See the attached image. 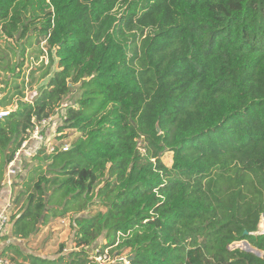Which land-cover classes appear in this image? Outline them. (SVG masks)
I'll return each mask as SVG.
<instances>
[{"label": "trees", "instance_id": "1", "mask_svg": "<svg viewBox=\"0 0 264 264\" xmlns=\"http://www.w3.org/2000/svg\"><path fill=\"white\" fill-rule=\"evenodd\" d=\"M0 34L49 59L33 99L34 72L0 96V110L15 105L0 118V196L35 125L81 88L58 127L78 137L36 154L6 229L29 239L70 213L77 250L50 259L8 243L2 256L96 264L89 248L105 237L106 264H264V0H0ZM139 141L155 160L134 178ZM95 196L105 211L78 215ZM243 240L261 254L231 247Z\"/></svg>", "mask_w": 264, "mask_h": 264}, {"label": "rangeland", "instance_id": "2", "mask_svg": "<svg viewBox=\"0 0 264 264\" xmlns=\"http://www.w3.org/2000/svg\"><path fill=\"white\" fill-rule=\"evenodd\" d=\"M132 36H129V39ZM24 42V39L15 38V39H9L0 34V96L5 95L9 89H11L12 84L17 83L18 85L23 86V81L30 82L31 80V73L34 72V82L32 84V87H28L26 89V98L25 99H33L39 87L46 85L48 81L47 78H39L42 71L44 70V67L48 64V56L45 53L44 55L40 53L39 46L37 43H33L31 47H27L26 50L23 52V55L21 54L22 44ZM45 42L42 41L40 43L41 48L44 47V51L46 52V46ZM18 61L22 62V66H15ZM42 62L45 66H42ZM42 66V67H41ZM15 68L12 70L11 68ZM53 70L56 69V65L53 66ZM52 70V71H53ZM19 75V77L17 76ZM15 81V82H14ZM81 93L80 85H74L72 88L71 93L67 95L65 100L63 101V104L56 110V114L53 115L54 119L48 124L43 134L45 135V138H47L50 141H53L54 143H59L63 145V147H68V149L71 147L72 142L78 137L79 132L77 130L72 129H66L63 132H59L58 127L61 125L64 114L66 112V107L69 105H72L76 103L79 94ZM15 108L14 106H8L6 109H1V111H8L10 112ZM63 135H65L63 137ZM140 153L137 160V167L133 171L134 178H137L140 173V167L147 166L151 161H154L155 159H150L148 155L144 153V145L140 141ZM34 144V143H33ZM36 148L39 146L38 143H35L34 145ZM46 148V147H45ZM45 148H42V152L40 153V156L50 155L45 150ZM44 149V150H43ZM39 150V151H40ZM34 153V152H33ZM24 154V153H23ZM37 154V153H36ZM36 154L32 156H26L23 155L22 159L19 161L18 165V176L15 185L12 186V196L15 200L21 192H23L25 189L21 183L27 178L29 170L32 169V167L38 165L40 162V158H35ZM162 161L169 167H171L173 163V153L171 151H166L161 156ZM50 159L47 158L46 160L42 161V165L44 166V169H47L49 167ZM8 169V166H7ZM17 171V170H16ZM37 179V178H36ZM18 183V184H17ZM104 184V181L101 182L99 186L95 188V192L98 191L99 187ZM8 189L4 187L3 193H7ZM19 207L14 208L12 211V214L18 211ZM100 211H105V206L101 204L99 197L95 196L93 200L90 202L89 208L78 215L90 214L94 215L97 214ZM72 214H67L66 217H56L52 218L50 222L44 227L41 228L40 232L32 236L29 239H19L18 246L23 249L26 253H33L35 255H39L41 257L54 259L60 256L61 249L62 254L69 255L72 251L77 250L75 247V231L77 228L76 223L74 222ZM10 229V226L9 228ZM264 231V216H262L260 224H259V233H262ZM10 230L6 231V233L1 237L0 239V245L1 248H4L8 243L14 240L10 235ZM8 234V236H7ZM9 237V238H6ZM11 240V241H10ZM106 243V238L101 237L94 245H92L91 248H89L90 255H93L95 251V248L98 246H102V244ZM100 246V247H101ZM232 247H243L242 243L233 244ZM97 249V248H96ZM117 255V251L115 250L112 254V258H115ZM125 257L126 263H129L128 257L129 255V249L125 250L122 254ZM106 262H98L96 264H105Z\"/></svg>", "mask_w": 264, "mask_h": 264}, {"label": "built area", "instance_id": "3", "mask_svg": "<svg viewBox=\"0 0 264 264\" xmlns=\"http://www.w3.org/2000/svg\"><path fill=\"white\" fill-rule=\"evenodd\" d=\"M8 111H1L0 112V118L7 115ZM53 120V116L47 117L41 121H39L34 129L31 132V136L26 138V140L23 142L21 148L15 153V156L13 160L7 165L8 169L6 172L5 179L3 181V184L10 188L12 191V186L14 185V179L16 175L19 172L18 166L20 163L19 161L22 159V156L26 154V156H32L39 152L40 149L43 147L48 152V154H52L57 152L58 150H68V147H63L61 144L54 143L53 141L48 140L45 138V135L43 134L44 128L48 126V124ZM34 143V144H33ZM35 143H38L39 146L36 148L34 145ZM140 141L138 142V145H140ZM140 148V146H139ZM34 152V153H33ZM24 153V154H23ZM144 153L146 154V150L144 149ZM17 170V171H16ZM12 192L10 193V196L8 198V201L6 204L2 207L0 210V239L5 234V231L7 227L10 225L11 221V215L12 211L15 206V201L12 196ZM237 244V243H234ZM232 247V245H231ZM234 248V247H232ZM1 245H0V264H16L15 262L11 261L9 258L4 257L1 255ZM96 252H94L93 257L96 259L97 262H112L114 258L109 253V249H105L103 253L100 252V249H95ZM125 261V257H123ZM126 262V261H125ZM105 263V264H106Z\"/></svg>", "mask_w": 264, "mask_h": 264}, {"label": "crops", "instance_id": "4", "mask_svg": "<svg viewBox=\"0 0 264 264\" xmlns=\"http://www.w3.org/2000/svg\"><path fill=\"white\" fill-rule=\"evenodd\" d=\"M8 189L7 193H2V195L0 196V210L2 209V207L6 204V202L8 201V198L10 196V193L12 192L10 190V188L6 187ZM13 193V192H12ZM15 208V206H14ZM10 226V225H9ZM14 240H10L11 242H13V244L18 245L19 239L12 237ZM3 249V248H2Z\"/></svg>", "mask_w": 264, "mask_h": 264}, {"label": "water", "instance_id": "5", "mask_svg": "<svg viewBox=\"0 0 264 264\" xmlns=\"http://www.w3.org/2000/svg\"><path fill=\"white\" fill-rule=\"evenodd\" d=\"M158 130H160L159 127H158ZM248 233H249L248 231H245V234H248ZM262 233H264V231ZM241 243H242L243 248L247 250H251L257 254H261V252L258 249L254 248L253 246H251L247 240H243ZM132 258H133L132 256L128 257L129 260H131Z\"/></svg>", "mask_w": 264, "mask_h": 264}]
</instances>
